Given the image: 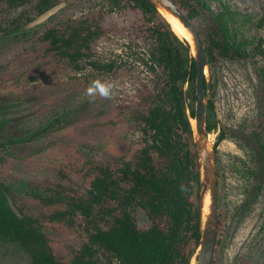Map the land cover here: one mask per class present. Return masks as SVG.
<instances>
[{
	"label": "trees",
	"instance_id": "obj_1",
	"mask_svg": "<svg viewBox=\"0 0 264 264\" xmlns=\"http://www.w3.org/2000/svg\"><path fill=\"white\" fill-rule=\"evenodd\" d=\"M60 1L0 0L5 11L26 5L7 21L0 19V38L21 32L24 23ZM126 1L163 25L162 30L151 28L156 44L149 82L100 53L99 39L109 31L100 11L47 27L0 69V110L11 94L38 98L30 111L47 119L30 136L0 142L25 147L21 154L0 155V241L19 245L30 264H190L192 257L197 263L200 171L190 122L196 100L193 56L148 0ZM172 1L193 23L200 11L206 13L207 22L198 31L211 73L221 59L250 61L242 44L228 39L225 2L220 0L223 11L217 13L208 0ZM83 71L85 76L74 78V92L89 88L95 77L131 76L136 79L134 93L105 108L99 106L106 97L96 95L89 100V111L82 109L72 118L54 115L48 106L56 100V76ZM256 73L262 130L264 79ZM216 122L208 99V132ZM4 123L0 119V128ZM223 136L220 130L217 141ZM258 144L263 179L264 145ZM17 165L26 179L23 198L7 184L8 170ZM7 194L22 218L9 208ZM220 228L218 214L212 264Z\"/></svg>",
	"mask_w": 264,
	"mask_h": 264
},
{
	"label": "rangeland",
	"instance_id": "obj_2",
	"mask_svg": "<svg viewBox=\"0 0 264 264\" xmlns=\"http://www.w3.org/2000/svg\"><path fill=\"white\" fill-rule=\"evenodd\" d=\"M62 1L66 5L47 22L28 30L20 28L21 32L0 38V69L47 27L100 11L102 23L109 29L99 39L97 48L100 53L107 60L130 66L134 75L138 74L145 81H150L149 64L156 44L151 28H163L158 18L142 14L126 0L115 3L110 0ZM221 1L225 2L230 11L227 15L231 27L228 39L232 45L242 44L240 48L249 56L250 61L221 59L212 73L209 66L206 71L217 120L216 128L208 133V145L214 153L221 222L218 233L220 245L217 246L215 263L264 264V178L259 173L261 165L258 154V143L264 145V128H258L255 96L258 88L256 71L264 79V0ZM208 4L217 13L223 11L220 0H208ZM23 7L26 5L8 11L0 8V19L7 21L22 11ZM206 22V13L200 11L193 24L198 30ZM177 37L184 43L179 34ZM86 74V71L61 72L56 76L58 83L52 89L56 100L48 106L54 115L72 118L82 109L89 111V100L92 96L101 95L100 88L108 90L100 108L134 93L136 79L131 76L95 77L96 87L92 96L86 94L88 88L74 92V78H82ZM187 87L188 84H185L184 88ZM35 101L38 98L36 100L13 94L8 96L0 110V119L5 120L0 128V142L8 137L30 136L38 127L46 124L47 119L36 117L30 111ZM192 103L195 107V101ZM190 122L194 126V119H190ZM220 130L224 136L217 141ZM23 151V145L0 143V155L21 154ZM24 180V170L20 165L8 170L7 184L20 198L27 195ZM0 264H30V257L19 245L0 241ZM190 264H196L195 257H192Z\"/></svg>",
	"mask_w": 264,
	"mask_h": 264
},
{
	"label": "water",
	"instance_id": "obj_3",
	"mask_svg": "<svg viewBox=\"0 0 264 264\" xmlns=\"http://www.w3.org/2000/svg\"><path fill=\"white\" fill-rule=\"evenodd\" d=\"M159 12L166 11L175 17L191 34L193 44L182 38L190 49L195 64V107H194V126L193 141L197 153L199 165V208H200V239L196 252V264H212L213 251L218 225V187L216 169L214 163L213 150L208 145V129L206 125V102L211 99V84L207 80L206 71L208 70V59L201 36L193 24L192 20L185 12L172 0H148ZM66 5L65 1H60L47 8L31 20L27 21L21 29H31L37 27L57 13ZM177 36V34L175 33ZM174 40V38H173ZM205 194L209 196L208 210L203 213V200ZM9 208L15 215L22 218L23 215L14 204L11 196L6 195Z\"/></svg>",
	"mask_w": 264,
	"mask_h": 264
},
{
	"label": "bare ground",
	"instance_id": "obj_4",
	"mask_svg": "<svg viewBox=\"0 0 264 264\" xmlns=\"http://www.w3.org/2000/svg\"><path fill=\"white\" fill-rule=\"evenodd\" d=\"M161 15L167 19V21L170 23L172 29L179 34L182 38L186 39L190 44H193L191 34L187 31V29L173 16L168 14L164 10H160ZM174 32V33H175ZM208 204H209V196L208 194H205L204 200H203V213H206L208 210Z\"/></svg>",
	"mask_w": 264,
	"mask_h": 264
},
{
	"label": "clouds",
	"instance_id": "obj_5",
	"mask_svg": "<svg viewBox=\"0 0 264 264\" xmlns=\"http://www.w3.org/2000/svg\"><path fill=\"white\" fill-rule=\"evenodd\" d=\"M95 87H96L95 82H93V85L88 88L86 94L89 95V96H92ZM99 93L101 95H103V96H107L108 95V90H107V88H100L99 89ZM92 98H94V96H92Z\"/></svg>",
	"mask_w": 264,
	"mask_h": 264
}]
</instances>
